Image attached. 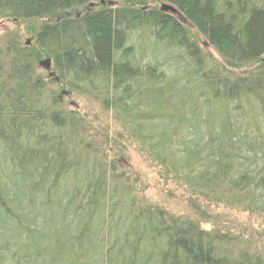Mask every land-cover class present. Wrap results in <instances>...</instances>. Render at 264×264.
Listing matches in <instances>:
<instances>
[{
    "label": "trees",
    "instance_id": "1",
    "mask_svg": "<svg viewBox=\"0 0 264 264\" xmlns=\"http://www.w3.org/2000/svg\"><path fill=\"white\" fill-rule=\"evenodd\" d=\"M107 3L121 6L91 9ZM51 18L36 51L0 49V264H264L140 204L49 87L95 98L166 176L264 220V0H0V20ZM198 36L227 68L257 69L225 71Z\"/></svg>",
    "mask_w": 264,
    "mask_h": 264
},
{
    "label": "rangeland",
    "instance_id": "2",
    "mask_svg": "<svg viewBox=\"0 0 264 264\" xmlns=\"http://www.w3.org/2000/svg\"><path fill=\"white\" fill-rule=\"evenodd\" d=\"M112 5L111 3L102 6L96 5L91 9L101 10L121 6L120 3L118 6ZM160 7L161 5H148V7L146 5L145 9L160 10ZM125 8L137 10L142 6L131 4L126 5ZM165 12L170 13L168 10ZM82 13V11L68 12L60 19H72ZM55 22L56 19L52 18L29 21L0 20V49L14 40L20 46L36 51L33 37L35 30L42 25H53ZM197 40L201 47L207 53L212 54L218 65L227 72L231 70L236 74H244L257 69V63L238 71H234L230 67L227 68L218 54L207 49L203 38L198 36ZM44 60L46 59L43 56L35 60V71L37 75L48 81L52 70L46 71L40 67L39 63ZM52 83L49 85L51 90L59 93L60 91L64 92L61 107L69 115V119H73L77 123V127L83 130L89 141L95 144L99 151L98 159L107 165L109 170L113 165L116 167L117 173L125 174L133 188V195L140 204L159 208L171 217L181 222L192 223L206 232L227 233L238 237L242 241L249 242L254 250L264 253L263 218L241 209L215 204L175 182L122 134L120 128L113 121L111 113L104 110L98 100L70 91L68 94L62 89L61 83L56 81Z\"/></svg>",
    "mask_w": 264,
    "mask_h": 264
},
{
    "label": "water",
    "instance_id": "3",
    "mask_svg": "<svg viewBox=\"0 0 264 264\" xmlns=\"http://www.w3.org/2000/svg\"><path fill=\"white\" fill-rule=\"evenodd\" d=\"M163 10H170L174 12L170 7L163 6ZM40 67H42L46 71H51V61L49 59L44 60L43 62L39 63Z\"/></svg>",
    "mask_w": 264,
    "mask_h": 264
}]
</instances>
